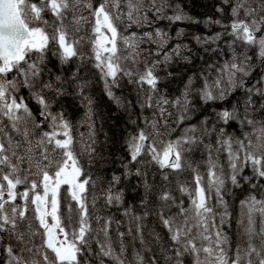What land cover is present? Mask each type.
Instances as JSON below:
<instances>
[{"label": "snow or ice", "instance_id": "obj_1", "mask_svg": "<svg viewBox=\"0 0 264 264\" xmlns=\"http://www.w3.org/2000/svg\"><path fill=\"white\" fill-rule=\"evenodd\" d=\"M226 9L227 23L180 0H0V264H264V0H219L216 13ZM184 23L220 30L172 34ZM197 59L203 70L170 97L161 85L174 65ZM94 78L117 107L140 109L107 180L91 171L109 146L97 139ZM125 84L134 99L117 95ZM125 183L141 212L125 206ZM245 185L234 215L226 197ZM99 201L123 208L125 230Z\"/></svg>", "mask_w": 264, "mask_h": 264}, {"label": "trees", "instance_id": "obj_2", "mask_svg": "<svg viewBox=\"0 0 264 264\" xmlns=\"http://www.w3.org/2000/svg\"><path fill=\"white\" fill-rule=\"evenodd\" d=\"M180 3L183 5L184 10L188 12L191 16L203 20L208 16H212L215 18H221L225 23L230 20V17L227 14V9L225 13L220 16V14L216 13L215 6L219 3V0H180ZM167 25V21L159 22L160 27H165ZM176 27H184L189 33H196V34H204L208 32L219 31L218 26H212L211 30L205 28L203 24H178L172 27L171 32L172 34L175 33ZM183 42L188 43L194 53L198 55H204L202 50L195 44L194 41L191 40L190 37H186ZM214 57L209 54L204 56V60L207 62H212ZM205 67L204 62L200 61L199 59L195 60L192 65H184L181 61L180 63L174 65L173 71L176 72V78L171 81V83L165 81L164 84L161 85L162 88H166L168 95L175 96L179 94L180 89L183 87L184 81L187 80L189 75L197 73ZM199 84H197V87ZM134 85H127L125 84L122 90H117V95H122L127 99H134ZM26 95V93H25ZM90 95H92L94 100V108H95V117L96 120V128H97V139L100 142L105 141V134L107 136V143L108 147L104 150L103 155L105 156L106 162L102 165L101 169L92 168L91 171L94 175L102 176L105 180L110 178L113 172L119 174L121 168V159L126 155L125 150V140L128 135L136 130L135 126L131 124L132 119H137L140 115V109L136 108L130 114L129 112L125 111L123 108L117 107L115 103H113L103 92V84L98 79L94 78L93 87L90 89ZM69 103H72L69 101ZM213 107H219L218 104H211V105H204L203 110L198 109L197 113L194 115L192 122L196 123L199 119H202L204 116H207ZM172 111V109H169ZM69 116L74 121H79L83 115V109L77 107L73 104L68 109ZM144 116L151 117L152 110L146 109L143 111ZM175 118V114L173 119ZM80 131H86L85 128H81ZM179 134V130L177 131L176 135ZM239 135V133H235ZM198 158V157H197ZM155 171V170H153ZM181 180H190L191 175L190 173H185L180 177ZM156 183L161 184L162 181L160 180L159 175L156 176ZM125 189V206H133L137 212H141L142 209L139 206L140 194L138 189L133 187L131 183H125L122 185ZM172 187H175V178H173ZM257 195H260V190H256ZM249 193V188L245 185L243 191L236 190L230 196L226 197L229 199L230 203L233 204V213L235 215L236 206L239 203V200L244 199ZM175 195H179L178 193H174ZM155 204V200H153ZM185 204H187V200H185ZM97 208L100 209V214L104 216L111 215L117 220L123 221L121 224L120 230H125L128 226V220L126 217L121 215L123 208L117 210L115 207L111 208H104L103 202L99 201L97 203ZM145 224L147 225V229L151 230L155 228V230L164 237V244H167V233L158 225V221L154 216H150L146 221ZM95 227V224L93 225ZM113 237L115 238V233L113 232ZM145 238L151 242V245L156 247L158 251V246H155L154 242L152 241L151 236L148 235V231L145 232ZM235 240V236H233ZM136 247L139 248V242H136ZM95 248V245H93ZM131 252V249H129ZM150 255V254H147ZM95 264V261H93ZM186 264H190V261H187Z\"/></svg>", "mask_w": 264, "mask_h": 264}]
</instances>
